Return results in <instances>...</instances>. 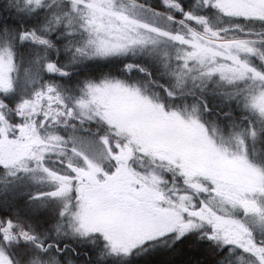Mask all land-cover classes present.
I'll use <instances>...</instances> for the list:
<instances>
[{
	"label": "snow or ice",
	"instance_id": "6c2138e0",
	"mask_svg": "<svg viewBox=\"0 0 264 264\" xmlns=\"http://www.w3.org/2000/svg\"><path fill=\"white\" fill-rule=\"evenodd\" d=\"M0 264H264V0H0Z\"/></svg>",
	"mask_w": 264,
	"mask_h": 264
}]
</instances>
